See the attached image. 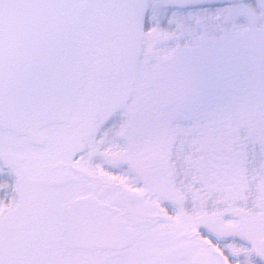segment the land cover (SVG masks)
I'll use <instances>...</instances> for the list:
<instances>
[{"label":"snow or ice","instance_id":"6c2138e0","mask_svg":"<svg viewBox=\"0 0 264 264\" xmlns=\"http://www.w3.org/2000/svg\"><path fill=\"white\" fill-rule=\"evenodd\" d=\"M0 264H264V0H0Z\"/></svg>","mask_w":264,"mask_h":264}]
</instances>
